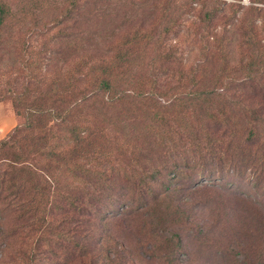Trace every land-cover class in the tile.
<instances>
[{
	"label": "rangeland",
	"instance_id": "374dc122",
	"mask_svg": "<svg viewBox=\"0 0 264 264\" xmlns=\"http://www.w3.org/2000/svg\"><path fill=\"white\" fill-rule=\"evenodd\" d=\"M0 9V141L23 122L13 98L27 89L33 100L48 94L58 75L81 79L121 55L122 72L148 83L142 92L151 99L132 112L134 123L143 124L156 102L167 107L192 92V69L211 78L223 56L234 68L250 60L254 44L264 47V0H0ZM199 41L218 54L204 66ZM243 77L236 74L233 83ZM230 89L233 100L264 106L261 96ZM109 130L117 140L120 134ZM215 136L227 145V130L218 127ZM250 175L249 169L216 179L196 175L167 189L161 180L148 194L133 192L130 209L109 201L76 225L42 232H12L21 222L0 210V264H264V174L253 184Z\"/></svg>",
	"mask_w": 264,
	"mask_h": 264
},
{
	"label": "trees",
	"instance_id": "16d2710c",
	"mask_svg": "<svg viewBox=\"0 0 264 264\" xmlns=\"http://www.w3.org/2000/svg\"><path fill=\"white\" fill-rule=\"evenodd\" d=\"M4 21L0 9V25ZM199 43L204 66L218 54ZM252 50L250 60H237L234 68L223 56L211 78L192 69V92L167 107L156 102L149 113L144 110L143 124L134 123L132 112L151 99L142 92L148 83L122 72L127 61L121 55L88 68L81 79L69 72L56 76L49 93L36 100L30 89L16 95L13 104L21 106L23 122L0 141V210L21 222L12 232L76 225L78 217H91L109 201L130 209L133 192L148 194L161 180L167 189L196 175L221 178L249 169L255 183L257 173L264 174V106H245L229 95L230 87H239L235 93L264 100V47L254 44ZM238 73L244 77L233 83ZM218 127L227 130L226 146L215 136ZM109 128L120 134L117 140L111 141ZM125 130L132 133L124 136Z\"/></svg>",
	"mask_w": 264,
	"mask_h": 264
}]
</instances>
